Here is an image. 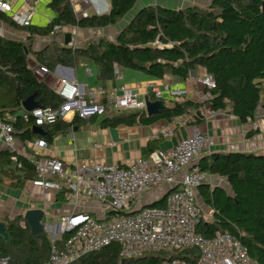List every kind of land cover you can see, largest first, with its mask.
Instances as JSON below:
<instances>
[{
	"label": "trees",
	"instance_id": "trees-1",
	"mask_svg": "<svg viewBox=\"0 0 264 264\" xmlns=\"http://www.w3.org/2000/svg\"><path fill=\"white\" fill-rule=\"evenodd\" d=\"M136 1L108 0L109 10L105 14L76 18L69 0H49L48 6L55 15L41 27L19 26L1 12L0 19L27 32L29 38L47 36L55 27L65 25L90 28L115 25L134 8ZM29 52L30 44L26 41L0 35V118L14 116L12 123L22 140L38 137L49 142L54 132L86 119L58 120L50 124L58 126L45 135L30 134L33 121L21 118V102L35 93L41 107H57L62 98L53 86L33 73L27 62ZM34 54L49 71L57 65L75 67L78 61H90L96 68V80L101 83L114 79L115 68L136 70L156 78L165 74L186 78L190 71L203 68L216 84L207 100L212 110L228 107L242 123L256 120L259 107L264 111V0H212L205 7L187 5L182 9L147 4L134 11L113 40L99 38L79 47L53 44ZM201 105L190 100L175 101L157 114L136 111L105 116L99 125L150 124L160 118L170 120ZM195 120L200 121L197 116ZM258 133L260 129L256 127L245 136L251 138ZM157 140L148 142L147 154L155 150ZM10 155L8 150L0 151V172L15 179L14 186L21 187L34 178V165L19 153L18 165L11 161ZM197 166L202 172L224 178L230 187L229 192L223 186L208 183L198 187L203 206L212 210V220L200 222L197 231L204 236L217 231L230 232L246 247L251 258L264 264V152H212L201 157ZM162 201L159 199L154 205ZM0 220L10 239L7 244L0 237V257H7L8 264H50L51 240L46 231L33 235L22 215ZM119 252V246L113 243L70 264H121ZM189 254L196 256V250L151 252L125 258L124 264H162L170 257L188 258Z\"/></svg>",
	"mask_w": 264,
	"mask_h": 264
},
{
	"label": "built area",
	"instance_id": "built-area-1",
	"mask_svg": "<svg viewBox=\"0 0 264 264\" xmlns=\"http://www.w3.org/2000/svg\"><path fill=\"white\" fill-rule=\"evenodd\" d=\"M69 2L74 13L81 17L91 16L86 12L89 8L93 10L92 15L105 14L109 10L107 0ZM37 3L38 0H0V12L8 15L15 24L28 27L32 25ZM34 70L36 75L50 73L40 63H36ZM83 71L92 75L87 63H83ZM115 76L121 77L117 68ZM196 81L208 91L216 86L213 77L206 72L198 75ZM53 89L62 98L59 106L24 110L21 118L44 129L45 125L58 120L102 116L108 108L115 111L144 109L146 98H161V89L156 81L148 84L147 96L125 84L86 88L84 84L65 77H59ZM170 92L179 97L185 91L176 89ZM14 120L12 115L0 118V139L11 152V161L20 165L17 159L19 152L14 145ZM162 134L167 136L169 132L165 130ZM209 144L207 133L194 130L167 151L155 149L127 164L95 162L69 166L55 157L35 159L31 155L25 156L34 165L35 176L31 179L34 186L56 191L67 189L75 196L84 195L97 201L108 210L100 217L88 212H72L61 217L57 232L50 238L48 263L70 264L87 253L115 243L122 259L151 252L194 248L196 256L170 257L162 264H258L230 232L217 231L204 236L197 231L200 222L212 220V210L203 209L198 194L201 184H210V174L200 171L197 164L182 175L180 173L201 155L209 154ZM35 145L43 148L46 141L38 138ZM162 183L174 188L164 195L161 205H136L138 195ZM132 210L135 211L130 213ZM0 264H8V258L0 257Z\"/></svg>",
	"mask_w": 264,
	"mask_h": 264
},
{
	"label": "crops",
	"instance_id": "crops-1",
	"mask_svg": "<svg viewBox=\"0 0 264 264\" xmlns=\"http://www.w3.org/2000/svg\"><path fill=\"white\" fill-rule=\"evenodd\" d=\"M211 1L212 0H137L134 7L138 9L147 4H160L174 9H182L187 5L205 7L208 6ZM34 21L35 17L33 16L32 23ZM26 33L25 31L8 26L5 21L0 19V35L24 41L26 39ZM35 38L39 37L35 36ZM36 40L37 39H35V41ZM33 51H36L35 47H33ZM30 56L34 58L35 54L32 52ZM34 59H36V57ZM84 62L86 61H81V67ZM76 68L77 65L75 67L57 65L53 71L44 75L47 81L43 79L41 75L36 76L43 79L51 86L54 85L59 77L75 80L80 84H84L86 88L125 84L142 96L148 95V84L151 81H156L161 89V98L157 100H161L165 107L173 106L175 101L186 100L200 102L202 105L197 109H191L188 113L173 117L170 120L160 118L150 124L131 126L118 124L114 127H101L99 125V120L105 116L111 117L121 113L136 111H144L145 114L148 115L146 107L133 111H115L108 108L105 115L92 117L93 119L80 120V123H73L68 128L54 132L49 142L43 138L46 141V146L43 148L35 145V141L38 137L22 140L19 135H17V129L14 127V145L21 155H31L35 159L55 157L69 166L95 162L127 164L139 157L147 155V144L150 140L157 138L155 149L167 151L181 138L192 134L194 130L207 133L210 137L209 154L220 151H250L262 144L264 145V143L258 145V142L249 141L252 137H245V133L250 130L249 128L255 129L256 127L260 129V133L256 134V136L261 135L264 137V119H260L259 121L256 116L257 121L248 120L242 123L230 112L228 107L218 110L211 109V104L207 101L211 97L210 91L196 81L197 76L204 72L203 68L190 71L186 78H181L174 74H165L162 78H156L144 72L121 69L119 71L121 77L115 76L113 80H108L105 83L96 80V71L94 76L89 77L91 75H86L82 68V72L85 76H81L76 72ZM166 85L168 89L165 88ZM176 89L185 92L181 96L175 97L171 94L170 90ZM24 110L25 109L22 107L20 114H22ZM194 115L197 116L200 121L195 122ZM5 116L7 117L10 115ZM62 121L65 122L67 120ZM33 126L35 125L31 124L29 126L31 135L36 134L35 130H33ZM56 126L47 125L43 130L46 134L48 133L47 131L52 130ZM111 128L114 130L113 133L110 131ZM165 130L169 132L167 136L162 134ZM2 150H8V148L0 139V151ZM205 155L207 154L201 155L180 174L182 175L195 164L198 165L200 158ZM11 166L13 167V165ZM180 174L178 178L181 176ZM55 179L62 181L59 177H55ZM210 180V185L212 186H223L221 182L225 179L210 174ZM225 182L226 185H228L226 180ZM13 183H15V179L5 176L2 171L0 172V218H13L16 215L23 216L27 209L41 208L45 211L44 223L47 225L45 231L50 237H54L53 233L57 232L58 223L64 215L72 212H88L91 215L100 217L103 213H107L108 211L107 209H103L97 201L89 199L84 195L75 196L67 189L61 191H56L51 188L42 189L33 186L31 180H26L21 187L14 186ZM173 188L174 186L168 184H158L138 195L135 198V203L136 205H142L150 202H158L159 199H163L164 195ZM224 188L229 192L230 187L229 190L226 187ZM203 209L205 211L209 210V208L205 206H203Z\"/></svg>",
	"mask_w": 264,
	"mask_h": 264
},
{
	"label": "rangeland",
	"instance_id": "rangeland-1",
	"mask_svg": "<svg viewBox=\"0 0 264 264\" xmlns=\"http://www.w3.org/2000/svg\"><path fill=\"white\" fill-rule=\"evenodd\" d=\"M48 2H49V0H38V3L35 7L36 13L34 15L35 21L32 23L33 25H36L37 27L45 26L47 24V22L49 21V19L54 17V15H55L54 10L50 6H48ZM19 3L20 2H18V4ZM108 4H109V2H108ZM72 9L74 11L73 7H72ZM135 10H136V8L134 7L129 13H127L115 25H108L105 27H93V28L78 27L75 25H65V26H60V27L54 29V32L52 34L47 35V36L32 35L30 38L28 37V34L26 33V37H25L26 39L24 41H26L28 44H30V52H29L28 57H27L28 66L32 69V71L34 73V71H35L34 66L36 65V63H39V62L37 59H34L35 56H34V58H31L30 54L32 52L35 53L39 50H42L49 45H53V44L62 45L63 40H64V34L67 32H70L72 34V41L69 44L72 47L84 46L88 42L95 41L99 38H106L109 40H113L115 38V36L119 33V31L127 24V22L129 21V19L131 18V16L133 15ZM86 12L88 15L93 14V10L91 8L87 9ZM75 16H76V18H81L80 14H75ZM35 36H37L39 38H35ZM35 39H37V40L35 41ZM33 47L36 48V51H33ZM84 63H87L88 66L92 69V75L89 77L94 76L95 71H96L94 64L90 61H86ZM80 65H81V61H78L76 72L82 76V75H84V73L82 72L83 66L81 67ZM41 76H43V75H41ZM43 79L46 80V76H43ZM48 82H49V80H48ZM262 113H263V109L261 107H259L257 110V115H256L257 120L260 121V119L261 120L264 119V117H262ZM253 123H255V122H253ZM251 125H253V124H251ZM249 129L251 130L252 128H249ZM249 141H252V142L255 141L256 143L258 142L259 143L258 145H260L261 143H264L263 142L264 137L261 135H258V136L255 135ZM250 151L264 152V145L262 144L259 147H256L255 149L250 150ZM221 184L229 190V187H228V185H226L225 180L222 181Z\"/></svg>",
	"mask_w": 264,
	"mask_h": 264
},
{
	"label": "water",
	"instance_id": "water-1",
	"mask_svg": "<svg viewBox=\"0 0 264 264\" xmlns=\"http://www.w3.org/2000/svg\"><path fill=\"white\" fill-rule=\"evenodd\" d=\"M71 43V34L70 32H67L64 34V40L63 44L64 45H69ZM35 93L32 95L28 96L26 99H24L21 102L22 107L25 110H31L35 107H39L38 101L35 100ZM165 106L161 100H150L146 98V112L148 115L151 114H156L160 110L164 109ZM33 130H35L36 133L43 135L45 134V131L40 127V126H33ZM111 133L114 132V130L111 128L110 129ZM155 202H150V203H145L142 204L141 207L144 206H149V205H154ZM135 210H132L130 213H133ZM44 214L45 211L41 208H30L27 209L24 214L23 218L28 224L31 233L33 235H38L39 233L45 232L46 226L44 223ZM0 237L7 243H10V239L5 231L4 223L0 220ZM125 260L121 259L120 263L124 264Z\"/></svg>",
	"mask_w": 264,
	"mask_h": 264
}]
</instances>
